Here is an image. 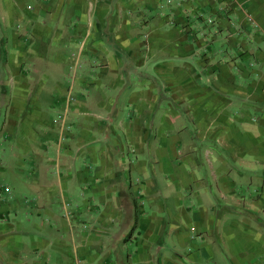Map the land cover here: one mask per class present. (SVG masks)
I'll list each match as a JSON object with an SVG mask.
<instances>
[{"label": "crops", "instance_id": "0c3cea01", "mask_svg": "<svg viewBox=\"0 0 264 264\" xmlns=\"http://www.w3.org/2000/svg\"><path fill=\"white\" fill-rule=\"evenodd\" d=\"M3 112L0 264H264V0H0Z\"/></svg>", "mask_w": 264, "mask_h": 264}, {"label": "rangeland", "instance_id": "374dc122", "mask_svg": "<svg viewBox=\"0 0 264 264\" xmlns=\"http://www.w3.org/2000/svg\"><path fill=\"white\" fill-rule=\"evenodd\" d=\"M3 111H5V108H3ZM63 110L61 109L60 112L54 113V112H48L45 113L43 115H35V116H41L42 118L45 119V121H47L50 125V128L53 129H58V127L60 126V124L62 123V118L64 117V114L62 112ZM5 118V113L3 112L2 114H0V125L3 122ZM56 138L58 139L59 137L56 136ZM2 149H0L1 151ZM137 179H132V183L135 184L137 183ZM129 197V195H128ZM137 197H139V195L137 194ZM123 196L121 194V211L123 212V217H124V223L123 225H121V227H125L121 228L120 230V234L123 236H121V241H123V239H127L129 237H131L133 235V233L135 232V213H136V206H135V202L134 200H129L128 198V202L123 201L122 200ZM60 204V202H59ZM141 204V203H139ZM122 243V242H121Z\"/></svg>", "mask_w": 264, "mask_h": 264}, {"label": "trees", "instance_id": "16d2710c", "mask_svg": "<svg viewBox=\"0 0 264 264\" xmlns=\"http://www.w3.org/2000/svg\"><path fill=\"white\" fill-rule=\"evenodd\" d=\"M159 91L161 90L160 85L156 82Z\"/></svg>", "mask_w": 264, "mask_h": 264}, {"label": "built area", "instance_id": "2783aa9c", "mask_svg": "<svg viewBox=\"0 0 264 264\" xmlns=\"http://www.w3.org/2000/svg\"><path fill=\"white\" fill-rule=\"evenodd\" d=\"M209 23H212V22L209 20Z\"/></svg>", "mask_w": 264, "mask_h": 264}]
</instances>
